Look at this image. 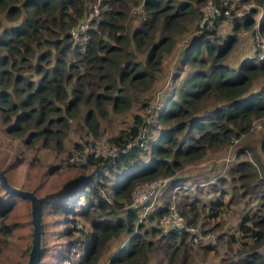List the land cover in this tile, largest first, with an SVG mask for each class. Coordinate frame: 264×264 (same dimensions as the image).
Returning a JSON list of instances; mask_svg holds the SVG:
<instances>
[{
	"label": "trees",
	"instance_id": "obj_1",
	"mask_svg": "<svg viewBox=\"0 0 264 264\" xmlns=\"http://www.w3.org/2000/svg\"><path fill=\"white\" fill-rule=\"evenodd\" d=\"M129 1L140 4L143 17L128 31L125 18ZM205 1L0 0L1 18L10 22V25L2 26L0 20V112L3 121H9L4 128L6 133L29 129L23 140L25 144L40 138L42 144L53 140L60 147L67 129V116L86 87L100 115L104 113V102L114 111L127 109L134 103L139 109L148 110L147 119L133 114L128 129L110 138L122 144L143 130L146 135L143 143L120 153L114 161L87 157L83 164L92 167L93 173L75 180L76 184L81 181L78 184L81 186L67 207L62 203L54 205L55 210L62 207L72 213L60 234L71 235L76 230L82 235L81 255L70 264H95L109 239L122 230L131 234L129 247L111 254L110 263L134 264L133 255L142 253L148 245L140 233H133L134 225L140 227L135 223L134 209L124 208L130 202L134 186L159 177L167 178L183 163L200 159L207 150L222 149L232 138L246 132L254 118L264 116L263 92L251 89L252 82L264 75V61L245 56L235 66L226 62L235 43V31L253 24L264 33V0H211L217 13L200 26V5ZM247 1L263 6V9L254 16L256 8H250L243 17L230 11V7ZM93 3H97L99 11L78 34V38L84 39L80 51L70 30L83 22L87 5L91 8ZM225 21L230 23L231 31L222 35L218 28ZM189 23L193 27L192 33L176 60L169 93L150 108L148 92L161 77V67L165 55L173 50L175 35L182 33ZM69 50L79 58L77 66L86 69L72 78L75 86L71 88L67 84L73 75L68 69L75 65L66 59ZM22 65L37 74V80L26 79L22 74L14 76L13 71L20 72L22 69L17 68ZM7 88H11L17 99L12 98ZM98 88H101L100 92H96ZM56 101L62 102L63 107ZM62 111L65 114H61ZM53 113L57 115L50 116ZM10 114L14 115L11 121ZM95 114V109L89 108L83 116L87 132L94 135L98 128ZM158 126L162 127L148 139ZM74 146L77 148L78 142ZM241 149L238 155L247 151L250 160L236 161L227 174L235 181H243L240 186L245 193L258 192L260 203L264 204V177L259 174V152L264 155V134L259 150L254 147ZM54 168L56 165L51 166L50 171ZM183 178L169 180V187L175 182L183 183L178 181ZM110 180L107 199L101 191ZM1 189L0 185V243H3L10 233L4 217L12 203L6 201ZM224 194L219 190L218 196L209 200L206 206L201 205L211 218L220 216L229 204L228 198L223 201ZM50 198V195L43 197L42 209L50 206ZM196 202L182 204L187 206L185 211L178 209L187 224L196 220L193 217ZM167 204H159L152 214L159 216ZM121 210L124 217L119 215ZM76 217L84 227L74 229ZM83 223L90 231L84 230ZM151 229L176 247L183 244L186 237L184 232L177 234L169 230L163 234L158 227ZM234 231L227 242L239 244L242 253L232 259H223L222 264H264V249H259L264 245V215H241ZM200 245L205 250L213 249V244L208 242Z\"/></svg>",
	"mask_w": 264,
	"mask_h": 264
},
{
	"label": "rangeland",
	"instance_id": "obj_2",
	"mask_svg": "<svg viewBox=\"0 0 264 264\" xmlns=\"http://www.w3.org/2000/svg\"><path fill=\"white\" fill-rule=\"evenodd\" d=\"M207 1V0H206ZM200 5L202 6L206 3ZM95 4V3H93ZM92 4V5H93ZM91 5V6H92ZM97 5V3H96ZM98 7V5H97ZM87 10L90 12V4L87 5ZM256 8L258 15L263 9V6H258L254 2L247 1L239 6L230 7V11L238 17H243L248 13V9ZM105 9V8H103ZM102 10V9H101ZM99 11V8H98ZM215 13L209 18L212 20ZM2 15L0 14V18ZM143 15L140 12V4H136L129 1L127 4L125 26L129 29L142 19ZM2 26L10 25L7 22L0 19ZM197 22V19L194 23ZM211 24H208L210 26ZM191 23L187 24L185 30L182 33L175 35V45L172 52L169 55H165L166 59L161 67V77L154 83L153 88L148 92L150 98V108L152 104H157L158 101L169 93V83L171 75L175 69V63L186 45V41L192 33ZM219 31L225 35L231 31V25L225 21L219 25ZM234 32V31H233ZM258 32L262 35L264 33L259 32L252 24L249 27L241 28L239 31H235V43L232 46L226 62L235 66L242 57H253V42L252 35ZM84 39L74 38V43L79 45L80 51L82 50ZM140 57V55H138ZM66 59L74 63L68 72L73 75L67 87L71 88L75 86V81L72 80L77 73L84 72L86 69H80L79 58L74 54V51L69 50L66 54ZM20 72L13 71V75L22 74L26 79L33 81L37 80L38 75L34 74L30 69L20 68ZM184 74L181 73V76ZM13 80V79H12ZM252 90L262 91L264 96V75L257 77L251 84ZM11 91V88H7ZM101 88L96 89V92H100ZM90 90L86 87L80 99L77 102L76 107L70 111V115L67 116V129L65 136L61 140L60 147H57L53 140H49L46 144L41 143V139H34L28 144L24 143L26 132L6 133L4 128L7 122L3 121V113L0 112V170L5 174L9 182L15 186H20L24 189L32 190L37 195L44 197L50 195L52 202L48 208L42 209L41 221H42V257L40 262L42 264H61L64 259H68L71 262L76 261L81 255L83 243L81 242V234L74 230V234H60V230L63 229L69 222L72 213L65 208L54 209V205H60L64 207L69 205V200L79 190L81 185H78L75 180L80 176L93 173V168L85 167L84 164L77 165L70 164V156L68 153L76 148L74 146L77 141L82 138H96L104 135L107 138H112L119 134L122 130H127L132 124L133 114H139L142 118L147 119L148 110L139 109L137 103L121 111H114L110 108L109 104L104 102V113L100 115L97 113L96 106H94L93 96H88ZM12 98L17 97L12 93ZM63 107L62 102H55ZM153 104V105H154ZM95 109V116L98 122V128L96 134L87 132L83 123V116L87 109ZM61 114H65L64 111ZM57 114H50L55 117ZM14 118L13 114H10L9 120ZM158 126L147 137L152 139L156 134V130L161 128ZM264 134V116L254 118L251 122V127L244 133L235 137L236 140L224 146L219 150H207L204 155L195 161L183 163L179 169H175L173 174L167 177L169 180L184 176L182 181L184 185H188L186 188H181L175 192L173 196L170 193V187L163 190L158 198H155L145 210L139 209L135 211V223L140 227L134 225L133 233H140L144 239L148 242L142 253L134 254V264H222V260L232 259L240 255L242 249L239 244H230L227 242L229 234L235 233L234 229L237 221L243 214H260L264 215V204L259 197V193L256 191H250L245 193L243 187L240 186L241 182L235 181L230 178L227 171L230 167H233L236 161L250 160L249 153L247 151L238 155L239 149L251 148L259 150V142ZM146 136V135H145ZM241 149V150H242ZM260 153V157L264 155ZM68 155V156H67ZM67 156V158H66ZM70 161V162H69ZM261 162V159H260ZM68 163V164H67ZM81 164V163H80ZM50 171L51 166H55ZM101 169H99L100 171ZM260 175L264 177V166L259 167ZM106 171L103 170V174L106 175ZM108 175V174H107ZM216 178V179H215ZM222 178V180H220ZM210 179H213V183L206 184ZM200 182L205 184L200 185ZM111 180L106 181L105 187H103L101 194L109 199L107 196L110 192ZM218 190V191H217ZM219 190L223 191V201L226 202L229 199V204L223 208V212L216 218H211L205 208L207 202L213 197L219 195ZM2 195L8 203H12L11 208L6 212L4 221L9 225L10 233L7 234L3 243H0V264H23L27 252L31 244V225L29 223V204L26 199L19 196H13L8 194L5 189H1ZM54 196H53V195ZM196 202L197 209L194 211L196 218L194 223L190 225L197 227L203 231L209 232L215 237V242L211 250L203 249L200 244L193 245L189 243L185 237L184 243L176 247L171 241L165 240L160 236L159 232L151 231V228L157 227L158 215L152 214L153 209L159 204L164 202L170 203L173 201L177 209L187 210V206L182 204L188 201ZM202 205V206H201ZM124 209V208H123ZM150 218L147 216L151 215ZM120 216L125 215L123 211L119 213ZM189 213L187 218H189ZM67 218V220H66ZM78 219V220H77ZM68 221V222H67ZM74 229H79L81 223L79 217H76ZM86 231H90V227L86 223ZM146 230V232H145ZM131 234L125 230L120 231L116 236L109 239L107 247L103 250V253L96 261L95 264H111L110 256L116 251L126 250L129 246V239ZM78 238V239H77ZM245 241H248L246 238ZM69 244V245H68ZM68 245V246H67ZM70 246H73L70 248ZM245 249V247H244ZM264 249V245L259 248ZM184 256V258H183ZM169 258H171L169 260ZM171 262V263H170Z\"/></svg>",
	"mask_w": 264,
	"mask_h": 264
},
{
	"label": "built area",
	"instance_id": "obj_3",
	"mask_svg": "<svg viewBox=\"0 0 264 264\" xmlns=\"http://www.w3.org/2000/svg\"><path fill=\"white\" fill-rule=\"evenodd\" d=\"M92 11L87 12V15L83 22L79 24L76 28L70 30L73 38H78L84 28L87 26L88 22L92 19L93 16L97 15L98 7L95 4L91 7ZM216 14V8L214 7L211 0H207L206 3L201 8V19L199 25L202 26L204 22H208L210 17L213 14ZM253 42V58L256 61H264V35L255 32L252 35ZM251 127V125H250ZM145 138L143 130H140L139 133L132 140L125 143H116L110 138H107L104 135L98 136L94 139L92 138H82V140L77 141L78 147L75 148L70 154L69 161L70 164H80L84 163L86 158L91 156L93 158H101L103 160L109 159L114 161L120 153H123L129 150L135 145H141ZM236 138H232L231 142H234ZM205 184V182H200V185ZM188 185L184 183L175 182L170 188V193L173 194L179 191L181 188H186ZM169 187V179L166 177H159L138 183L134 186L130 202L124 206V208H132L137 210L139 208H147L150 203L161 194L163 190ZM157 227L160 229V232L165 234L169 230H174L177 234L182 232L186 233V239L189 243L193 245L201 243H211L215 242V237L207 231L198 229L195 226L187 224L185 218L178 212L173 201L167 204L166 209L157 217ZM61 264H70V260L64 259Z\"/></svg>",
	"mask_w": 264,
	"mask_h": 264
},
{
	"label": "water",
	"instance_id": "obj_4",
	"mask_svg": "<svg viewBox=\"0 0 264 264\" xmlns=\"http://www.w3.org/2000/svg\"><path fill=\"white\" fill-rule=\"evenodd\" d=\"M0 185L13 196L26 199L29 204V223L31 225V244L23 264H40L42 257V221L41 209L43 197L34 191L15 186L9 182L5 174L0 170Z\"/></svg>",
	"mask_w": 264,
	"mask_h": 264
},
{
	"label": "crops",
	"instance_id": "obj_5",
	"mask_svg": "<svg viewBox=\"0 0 264 264\" xmlns=\"http://www.w3.org/2000/svg\"><path fill=\"white\" fill-rule=\"evenodd\" d=\"M260 159H261V162H262V166H264V157H260ZM210 182H213V179H210L206 184H208ZM139 209H137L136 212H138ZM141 209L145 210L146 208H141Z\"/></svg>",
	"mask_w": 264,
	"mask_h": 264
}]
</instances>
